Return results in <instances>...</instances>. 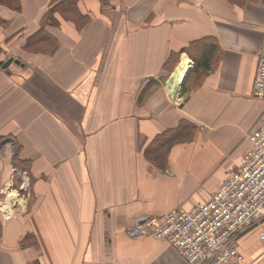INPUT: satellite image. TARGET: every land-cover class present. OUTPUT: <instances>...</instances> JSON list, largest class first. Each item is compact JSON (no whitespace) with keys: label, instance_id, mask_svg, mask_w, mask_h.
I'll return each mask as SVG.
<instances>
[{"label":"crops","instance_id":"obj_1","mask_svg":"<svg viewBox=\"0 0 264 264\" xmlns=\"http://www.w3.org/2000/svg\"><path fill=\"white\" fill-rule=\"evenodd\" d=\"M63 1L0 4V264H188L127 232L208 202L249 151L264 0H77L83 27ZM262 232L242 264H264Z\"/></svg>","mask_w":264,"mask_h":264},{"label":"built area","instance_id":"obj_2","mask_svg":"<svg viewBox=\"0 0 264 264\" xmlns=\"http://www.w3.org/2000/svg\"><path fill=\"white\" fill-rule=\"evenodd\" d=\"M253 98L264 100V44ZM251 147L211 199L192 209L136 218L130 238L151 237L175 248L188 264H242L239 237L264 219V118L247 135ZM8 146H12L7 141ZM264 239V232L260 233Z\"/></svg>","mask_w":264,"mask_h":264},{"label":"trees","instance_id":"obj_3","mask_svg":"<svg viewBox=\"0 0 264 264\" xmlns=\"http://www.w3.org/2000/svg\"><path fill=\"white\" fill-rule=\"evenodd\" d=\"M0 4L13 8L15 10H20L19 0H0ZM57 8L65 18L70 19L81 27L85 26L88 23V18L79 12V9L77 7V0H65L60 3ZM41 34L46 38L48 36L43 32H41ZM48 39H50L57 46V42L55 40H52L49 36ZM195 60L201 68L207 69L209 67V60L208 57H206V54H198L195 57ZM13 161L15 162V164H20L17 150L14 151Z\"/></svg>","mask_w":264,"mask_h":264},{"label":"bare ground","instance_id":"obj_4","mask_svg":"<svg viewBox=\"0 0 264 264\" xmlns=\"http://www.w3.org/2000/svg\"><path fill=\"white\" fill-rule=\"evenodd\" d=\"M189 63H190V61L184 60L179 66V69H178V72H177V76H176V80H175V83L179 84V87H176L177 90H175V88H174V94H176L178 92V89L181 86V82L185 79V73L188 70Z\"/></svg>","mask_w":264,"mask_h":264},{"label":"water","instance_id":"obj_5","mask_svg":"<svg viewBox=\"0 0 264 264\" xmlns=\"http://www.w3.org/2000/svg\"><path fill=\"white\" fill-rule=\"evenodd\" d=\"M13 61H14L13 58H9L7 61H0V67H2L3 69H7L10 66V64L13 63ZM174 76H175V73L172 75V77H174ZM184 81H185V79L181 82L180 87L183 86ZM175 90H177L176 87H175ZM174 96H175V94H174Z\"/></svg>","mask_w":264,"mask_h":264}]
</instances>
